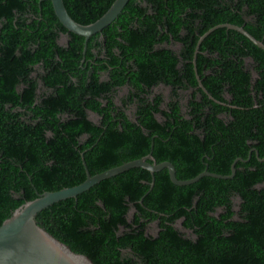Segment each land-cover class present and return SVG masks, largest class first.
Segmentation results:
<instances>
[{
  "label": "trees",
  "instance_id": "1",
  "mask_svg": "<svg viewBox=\"0 0 264 264\" xmlns=\"http://www.w3.org/2000/svg\"><path fill=\"white\" fill-rule=\"evenodd\" d=\"M113 2L63 0L81 25ZM222 24L264 44V0H130L85 55L84 38L59 23L50 1L0 0V225L36 193L81 184V154L91 176L151 154L178 180L230 175L241 158L233 178L188 186L164 169L151 187L148 171L131 169L36 222L94 264H114L113 231L135 207L142 228L158 220L161 231L128 235L142 254L132 264H264V51L215 29L196 56L205 94L194 50Z\"/></svg>",
  "mask_w": 264,
  "mask_h": 264
},
{
  "label": "water",
  "instance_id": "2",
  "mask_svg": "<svg viewBox=\"0 0 264 264\" xmlns=\"http://www.w3.org/2000/svg\"><path fill=\"white\" fill-rule=\"evenodd\" d=\"M42 1L51 2L56 18L68 32L84 38L83 55H85L89 39L101 33L111 25L122 13L130 0H114L110 8L97 21L89 25H81L75 22L67 13L63 0H40V2ZM221 28L238 32L247 38L254 46L264 51V44L248 34L242 27L222 24L210 29L199 38L193 55L195 77L199 88H201L205 94H207V91L203 87L196 70V56L202 41L215 29ZM209 98L212 100L211 96H209ZM81 156L86 174V179L81 184L70 188H63L58 191L44 192L41 194L36 193V198L20 205L1 223L0 264H94L87 256L74 253L67 245L41 228L36 222L38 214L59 202L68 199H77V196L89 191L102 181L108 180L131 169L141 168L148 171L152 176L151 187L154 183V174L164 169L167 170L169 179L174 185L188 186L196 183L204 176L215 179H231L235 175L236 163L243 161L241 158H237L232 163L230 175L223 176L205 170L193 179L178 180L176 178L174 166L171 163H156L151 154L93 176L88 172L82 154ZM149 161H151V163H149Z\"/></svg>",
  "mask_w": 264,
  "mask_h": 264
},
{
  "label": "flooded vegetation",
  "instance_id": "3",
  "mask_svg": "<svg viewBox=\"0 0 264 264\" xmlns=\"http://www.w3.org/2000/svg\"><path fill=\"white\" fill-rule=\"evenodd\" d=\"M100 206H102V209H104L103 205ZM92 217L96 218L95 215H92ZM137 218H139V221H137ZM126 220H127L126 226L118 225L117 229L113 231L115 234L116 244L118 245V247H116V251H118V258H119L117 260H114L113 257L111 258V261L114 264H132L140 260L142 254L140 253L139 249H137L133 244H131L130 246L128 245L129 242L131 241L128 235L138 234L140 231H143L144 236H151L153 238H156L159 232L161 231V229L159 228L158 220L147 223L142 228L141 226L143 219L140 217L135 207H131L129 209V211L126 214ZM97 225L99 224L97 223ZM101 251L103 252L104 249H101ZM98 252L100 253L99 250ZM113 254L115 255L116 253L114 252ZM107 261L108 260L106 258L102 260L101 263H107ZM107 264H111V263H107Z\"/></svg>",
  "mask_w": 264,
  "mask_h": 264
},
{
  "label": "rangeland",
  "instance_id": "4",
  "mask_svg": "<svg viewBox=\"0 0 264 264\" xmlns=\"http://www.w3.org/2000/svg\"><path fill=\"white\" fill-rule=\"evenodd\" d=\"M245 66H246V68H247V70H252V61L251 60H246L245 61ZM253 76L255 77V73H253ZM124 93H125V91H123V92H120V96H123L124 95ZM155 93H161L164 97H166L167 95H168V93H169V90L167 89V88H165V87H161V88H158V89H156L155 90ZM131 110H132V108L130 107V108H128V111H127V113H131ZM89 118L91 119V120H94V121H96L97 120V117L95 116V115H92V114H89ZM179 230H181V228H180V225L179 224H177V226H176ZM182 231V230H181ZM184 232V231H183ZM185 233V232H184Z\"/></svg>",
  "mask_w": 264,
  "mask_h": 264
},
{
  "label": "clouds",
  "instance_id": "5",
  "mask_svg": "<svg viewBox=\"0 0 264 264\" xmlns=\"http://www.w3.org/2000/svg\"><path fill=\"white\" fill-rule=\"evenodd\" d=\"M234 176H235V175H234ZM234 176H233V177H234Z\"/></svg>",
  "mask_w": 264,
  "mask_h": 264
}]
</instances>
